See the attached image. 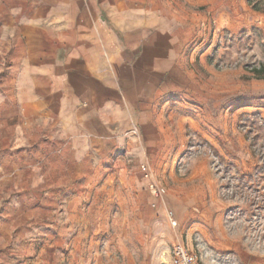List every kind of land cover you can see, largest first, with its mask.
Instances as JSON below:
<instances>
[{"label":"rangeland","instance_id":"1","mask_svg":"<svg viewBox=\"0 0 264 264\" xmlns=\"http://www.w3.org/2000/svg\"><path fill=\"white\" fill-rule=\"evenodd\" d=\"M155 2L179 52L161 97L59 193L0 198V264H174L178 243L264 264V0Z\"/></svg>","mask_w":264,"mask_h":264},{"label":"crops","instance_id":"2","mask_svg":"<svg viewBox=\"0 0 264 264\" xmlns=\"http://www.w3.org/2000/svg\"><path fill=\"white\" fill-rule=\"evenodd\" d=\"M155 1L0 0V198L59 193L147 116L179 59Z\"/></svg>","mask_w":264,"mask_h":264},{"label":"built area","instance_id":"3","mask_svg":"<svg viewBox=\"0 0 264 264\" xmlns=\"http://www.w3.org/2000/svg\"><path fill=\"white\" fill-rule=\"evenodd\" d=\"M153 194L156 195L157 191L153 190ZM169 220L172 226H176L172 217H169ZM167 257L174 264H202L200 257L196 253L189 251L185 246L179 243L172 245Z\"/></svg>","mask_w":264,"mask_h":264},{"label":"bare ground","instance_id":"4","mask_svg":"<svg viewBox=\"0 0 264 264\" xmlns=\"http://www.w3.org/2000/svg\"><path fill=\"white\" fill-rule=\"evenodd\" d=\"M162 264H168V261L165 259L164 255H162Z\"/></svg>","mask_w":264,"mask_h":264},{"label":"trees","instance_id":"5","mask_svg":"<svg viewBox=\"0 0 264 264\" xmlns=\"http://www.w3.org/2000/svg\"><path fill=\"white\" fill-rule=\"evenodd\" d=\"M255 72H256L257 74H264V69H263V70L261 69V70H258V71L256 70Z\"/></svg>","mask_w":264,"mask_h":264}]
</instances>
